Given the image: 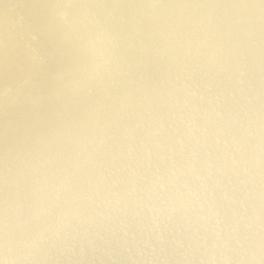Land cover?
Here are the masks:
<instances>
[{
	"label": "rangeland",
	"instance_id": "374dc122",
	"mask_svg": "<svg viewBox=\"0 0 264 264\" xmlns=\"http://www.w3.org/2000/svg\"><path fill=\"white\" fill-rule=\"evenodd\" d=\"M77 1L80 0H65L64 2L76 4ZM85 1H87L86 4ZM96 1L90 4V1L84 0L83 4L77 5L82 6L84 10L82 8L79 11L75 5L73 11L82 12L84 16L88 15V11L91 12L93 21L97 20L95 25L98 30H105L108 25L115 26L113 29H120V38L116 36L117 39L114 37L113 40V45L115 43L117 45L113 46L112 54L116 55L117 52V56L111 55L113 56L111 59L116 67L121 65L119 60H122L129 69V72L126 69L127 73L122 72L123 76L132 75V78L128 77L130 84L128 83L129 87H125V90L120 89L121 87L117 89L119 92L124 90L120 92V95L123 94L122 98L124 97V102H121L123 104L117 107L106 101L96 104L94 110L100 118L90 117L88 119L90 123L83 124L87 133L85 136L88 135V131L91 133L92 130L94 131L92 133L96 135L94 134L91 139L89 136L86 137L85 143L74 141L81 136L78 135L81 128H78L75 136H72L71 133L74 134V132L68 128L76 121V117L87 109L83 108L90 104L88 102L91 92L86 91L87 95L78 93L77 96L70 97L69 102L73 101L72 105L68 102V105L72 107L71 110L63 111L62 109V114L58 119L57 114L44 117L39 124L37 122L38 125L35 124L36 122H28L27 116L17 120L15 112L8 116V129L0 131V170L2 171H0V180L3 179L0 181V192L2 191L0 209L3 208V213L0 212L3 214V219L7 209L6 201L17 203L12 213V216H15V211L22 205L20 202L30 200L34 194L33 189L38 184V176L33 177L30 184L31 191L27 193L25 199L20 198L22 193L20 186H22L24 177H15L17 183L14 186L17 188L12 187L6 190V185L15 176L19 164L29 159V167L30 165L32 167H28V173L35 171L37 166H41V162L45 161L44 150L40 151V146L42 148L48 145L51 151L56 150L52 152L54 159L51 165H46L47 167L43 165V169L48 170L49 177L43 176L38 185L41 186L39 189L46 194V197L39 200L43 201H38L36 205L35 222L40 226L19 222L16 226L18 229L15 230L20 232L27 229L26 232H29L35 240L40 239L37 242L38 247L36 250L32 249L33 254L29 259L11 260L10 264H213L212 261L193 259L190 255L188 248L192 243L193 225L199 229L202 237L207 236L219 241H224L228 236L243 238L244 250L231 254L229 259L220 264H264V0H112L108 2L110 5L106 8L101 5L105 0ZM28 3L27 0H0L2 8H0V16L5 17L4 24L0 27V88L5 90L3 94L0 90V109L8 106L21 87L24 88L32 83V86L37 84L41 89V87L47 88L45 86L49 81L52 84L55 83V79L49 78V75L54 72L59 75L61 73L59 70H63L64 65L72 59L71 55L62 49L63 45L67 44L65 40H63L64 43L58 42L60 45L58 46L56 42L58 36L54 33L57 31L53 29L55 26L51 18L47 24L46 31H48L39 33L41 20L38 15L34 14L37 6H44L46 2L40 3V1L32 0V4ZM97 6L101 7L103 14L102 12L98 14V10H95ZM9 8L10 11L7 13ZM20 9L24 13L19 11ZM22 13L23 16H21ZM131 13L137 15H131ZM57 14L54 19L59 18ZM102 15H108L111 21L104 23L99 21ZM146 15L148 20H146ZM28 16L29 18H26ZM84 19L88 20L89 16ZM140 19L145 26L140 23ZM125 21L128 22L127 26H125L127 24ZM152 27H156V35L153 38L146 37L145 35L153 30ZM19 28L21 32L18 31ZM129 37L130 39L125 40ZM231 37L235 39L231 41ZM41 41L42 43H39ZM55 43L57 44L53 45ZM134 43L135 48L130 54L123 52L133 48ZM139 43L144 47L143 51ZM116 48H121V51ZM134 50H136V56ZM139 51L142 55L138 53ZM52 52L60 55L53 53V56H56L51 58ZM171 52H175L174 56ZM123 53L128 55H123ZM42 54L49 55L42 56ZM64 56L65 58L68 56L67 60ZM135 58L138 61H135ZM54 64L58 66H53ZM101 67L102 65H97V69H102ZM137 67H141V71ZM50 68H53V71ZM118 69L123 70L121 67ZM179 70H183V74L179 78H174V74ZM108 72V75L103 74L104 81L99 82L105 85V91L107 88H112L113 97L110 95L105 100L109 98L113 100L114 96L119 93L115 90L116 83L112 85L110 71ZM134 76L139 79L140 85ZM34 77L36 80L38 78L37 83ZM90 77L83 83H80L83 78L79 77V83L82 84L79 88L86 87V82L89 81L88 85L93 84V75ZM170 77L173 78L174 85L172 83L166 88L165 81ZM151 80L155 82L152 83ZM43 83L44 86H42ZM131 84L132 87L134 85L138 88L136 90L138 94L134 93L136 94L134 103L127 106L128 99L133 101L134 96L131 93ZM224 89L226 93L223 92ZM164 93L170 96V100H167L165 107H162L161 103L166 98L165 95L163 96ZM83 95L85 98H82ZM45 96L42 95L41 99L36 100L39 102L35 104V101L33 102L34 107L37 106L38 110L34 109L38 111L37 113L45 107L41 104ZM85 101H87L86 104ZM57 109L60 110L61 107ZM104 110L109 115L108 118L106 117L107 120L101 118V111L104 112ZM153 113H158L154 114L156 117L154 126L147 128L145 119ZM55 126L58 130L55 137L58 138H55L52 147L51 129ZM144 132L149 134L144 135ZM38 133L41 136L44 135L39 141L34 139ZM60 139L62 142L70 141L68 145L72 144V148L80 147L79 150L83 152H74L72 155L69 151H59L60 149L57 147L56 149L55 146L62 143ZM98 151L101 153L97 157L101 158V161L97 159L94 165L89 162V165H85L86 168L79 170L82 168L80 167L77 174L75 172V174H66L69 162L74 171L80 166L79 161L83 154L86 153L89 157L90 153H98ZM33 163L38 164L34 166ZM88 166L91 167L87 168ZM52 167L61 172L51 175L54 172ZM96 172L98 176L100 174L99 179L91 177V174L96 175ZM64 179L65 183H63ZM94 180L96 183L90 187ZM161 187H163L162 191ZM69 189L71 195H66L64 199L61 198L62 194ZM4 191L7 193L2 199L1 195ZM54 203L60 204L57 211L53 208ZM104 210H107V213ZM94 217L97 219L94 220ZM5 222L0 226L1 237H4ZM2 255L3 248L0 249V256Z\"/></svg>",
	"mask_w": 264,
	"mask_h": 264
},
{
	"label": "bare ground",
	"instance_id": "6f19581e",
	"mask_svg": "<svg viewBox=\"0 0 264 264\" xmlns=\"http://www.w3.org/2000/svg\"><path fill=\"white\" fill-rule=\"evenodd\" d=\"M3 1V0H2ZM34 1V0H33ZM37 1H40V3L41 2H46V4H44V6H40L39 5V7L37 6V10H35V14L34 15H38V18H39V20H41V23L39 24V26H40V32L39 33H44V32H47L46 31V29L48 28V22H49V20H50V18H51V22H53L52 24L55 26V28H53V29H55L57 32H54V33H57L56 35L58 36L57 38H56V42L58 43H60V42H63L64 43V41L63 40H65L66 42H67V44L65 45H63L64 47L62 48L63 50L65 49L68 53H69V55H71V57H72V59H71V62H67L68 64H66V65H64L65 66V68H62L63 70H59L60 68V66L58 67L59 69H57V70H59V71H61V73L58 75V74H55V72L54 73H51L49 76V78H51V79H55V83H51L50 81H49V85L47 84L45 87H47V88H43V87H41V89L39 88V86L37 85V84H35L34 86H32V83L31 84H28L27 86H25L24 88L23 87H21V89L20 90H18L17 91V93H16V95H15V98L8 104V106L6 105L5 107H3V109L1 110L0 109V116L1 117H3L2 119H1V117H0V122H2V123H0V131H4V130H6V128H7V126H8V120H9V117L8 116H10V114H14V112H15V117L17 118V120H21L24 116H27V118H26V120H28V122H36L35 124H37V122H38V124H39V122H41V120L42 119H44V117L46 118L47 116H49V115H53L54 116V114H57L58 116H57V119H58V117L62 114L61 112H62V109H63V111L64 110H71L72 109V107L71 106H69L68 105V102H69V98L70 97H72V96H77L76 94H80V93H82V94H86V91L87 92H91L90 94H89V99L87 98L88 96H86V98L89 100V102H88V106H86V107H84L83 109H85V108H87V109H85L84 110V112H83V114L81 113V115H78L77 117H76V121L74 122V123H72V124H70V128H68V129H71L72 131L71 132H74V134L73 133H71L72 134V136H75V133H78V132H76L77 130H78V128H81V129H79V133L80 134H78V135H81L79 138H77L76 140H74L73 138V140L76 142V141H78V142H86V137L88 138V136H89V138L91 139V137H94V134L95 133H92V132H94L93 130H92V132L91 133H89V131H88V135L87 136H85L87 133H86V128L85 127H83L84 125H85V123L86 122H89L88 121V119H90V117L92 118V117H95V116H97V118H98V115H97V113L95 112V106H96V104L97 103H99V104H101V103H103V102H109V104H111V105H115L116 107L119 105V104H123V103H121V102H124L123 101V98H122V96H123V94L122 95H120L127 87H129L128 86V83L130 82L129 81V79H128V77L127 76H123V74L124 73H122L123 71L124 72H126L127 73V71H126V69H128V68H126V66H125V64L123 63V61L122 60H119V59H117V60H119V64H121V65H119V66H117L118 68H123V70H120V69H118L115 65H114V61L111 59V58H113V56L115 55V53H114V55L112 54L113 53V51H114V49H113V46H115V44L113 45V40H114V37H116V36H121L120 35V29L119 30H117V29H113V28H115V26L114 27H112V26H109L108 24L109 23H106L108 26L107 27H105V30L104 29H100V30H98V29H96V25H95V22H97V20L94 22L93 21V19H92V15H91V12H89L88 11V15L87 16H84V15H82L80 12H74L73 10H74V6L76 5H78V4H83L82 2H84V0H80V1H77L76 2V4H70V3H67V2H64L65 0H60L59 2H57L56 0H37ZM90 1V2H89ZM95 1L96 0H88V2L90 3V4H92V3H95ZM155 1V0H154ZM173 1V0H172ZM27 2H29L30 4H32L31 2H32V0H27ZM63 2V3H62ZM86 2L87 1H85V4H86ZM108 2H112V0H105L104 1V4H101V5H104L105 6V8H106V6L107 5H110V3H108ZM115 2V1H114ZM139 2V1H138ZM198 2V1H197ZM28 3V4H29ZM144 3V2H143ZM186 3V2H185ZM35 4V3H34ZM39 4V3H38ZM96 4H97V1H96ZM100 4V3H99ZM141 4H142V2H141ZM160 4V3H159ZM212 4H216V3H212ZM98 5V4H97ZM101 5H99V6H101ZM127 5V4H126ZM166 5H167V2H166ZM174 5V4H173ZM198 5V4H197ZM48 6H50V7H48ZM99 6H97V8L95 7V10H98V14H101V12H102V14H103V10L101 9V7H99ZM129 6V5H128ZM157 6V5H156ZM78 7V6H77ZM81 7V8H80ZM80 7H78L79 8V11H80V9H82L83 7L82 6H80ZM89 7V6H88ZM110 7V6H109ZM1 8V7H0ZM102 8H104V7H102ZM104 8V9H105ZM111 8V7H110ZM149 8V7H148ZM180 8V7H179ZM217 8V7H216ZM2 9V8H1ZM30 9V8H29ZM50 9V10H49ZM86 9V8H85ZM90 9H91V7H90ZM112 9V8H111ZM110 9V10H111ZM162 9V8H161ZM5 10V9H4ZM7 10V9H6ZM23 10H26V9H23ZM83 10H84V8H83ZM82 10V11H83ZM121 10V9H120ZM129 10V9H128ZM138 10V9H137ZM155 10V9H154ZM160 10V9H159ZM3 11V10H2ZM8 11H10V8L7 10V13H8ZM19 11H21V12H23L21 9L19 10ZM86 11H87V9H86ZM109 11V10H108ZM169 11V10H168ZM213 11V10H212ZM33 12V11H32ZM119 12V11H118ZM216 12H217V10H216ZM11 13V12H10ZM24 13V12H23ZM23 13L21 14V16H23ZM29 13V12H28ZM59 14V18L57 19H54V16H55V14ZM61 13H64L65 15H60ZM84 13V12H83ZM86 13V12H85ZM145 13H146V11H145ZM148 13V12H147ZM154 13V12H153ZM208 13H209V11H208ZM13 14V13H12ZM30 14V13H29ZM28 14V15H29ZM57 14V15H58ZM106 14H108V12L106 13ZM112 14H113V11H112ZM134 15V14H136V13H131V15ZM142 14V13H141ZM166 14V13H165ZM6 15V14H5ZM15 15H17V14H15ZM109 15H110V13H109ZM116 15V14H115ZM137 15V14H136ZM10 16H11V14H10ZM33 16V15H32ZM31 16V17H32ZM89 16V19L88 20H86L85 21V19L84 18H86V17H88ZM98 16V15H97ZM112 16H114V15H112ZM147 16V15H146ZM159 16V15H158ZM171 16H173V15H171ZM177 16V15H176ZM183 16V15H182ZM17 17V16H16ZM36 17V16H35ZM111 17V16H110ZM115 17V16H114ZM119 17H120V15H119ZM124 17V16H123ZM126 17V16H125ZM178 17V16H177ZM23 18H25V17H23ZM26 18H29V16L28 17H26ZM91 18V19H90ZM145 18V17H144ZM160 18V17H159ZM164 18V17H163ZM170 18V17H169ZM185 18V17H184ZM193 18V17H192ZM12 19V18H11ZM10 19V20H11ZM98 19V18H97ZM112 19V18H111ZM128 20L130 19V18H127ZM132 19V18H131ZM134 19V18H133ZM142 19H143V17H142ZM149 18H148V16H147V18H146V20H148ZM9 20V21H10ZM16 20V19H15ZM15 20H13V21H15ZM18 20V19H17ZM28 20V19H27ZM30 20H32V19H30ZM95 20V19H94ZM99 21H101V22H109V21H111L110 19H109V17H108V15H102V17H100L99 19H98ZM113 20V19H112ZM117 20V19H116ZM121 20V19H120ZM125 20V19H124ZM141 20V19H140ZM4 21H5V17H3V16H0V27L1 26H3V24H4ZM20 21V20H19ZM18 21V23H20ZM29 21V20H28ZM36 21V20H35ZM34 21V22H35ZM38 21V20H37ZM72 21V22H71ZM133 21V20H132ZM136 21V20H135ZM143 21H145V20H143ZM22 22V21H21ZM24 22V21H23ZM50 22V23H51ZM74 22H76V23H74ZM117 22V21H116ZM127 24H126V23ZM124 23L126 24H122L123 26L125 25V26H127L128 25V22L127 21H125ZM140 22V21H139ZM164 22V21H163ZM11 23V22H10ZM39 23V22H38ZM49 23V24H50ZM99 23V22H98ZM111 23V22H110ZM115 23V22H114ZM129 23H131V22H129ZM142 25H144L143 23H142V20H141V22H140ZM139 23V25H141ZM160 23V22H159ZM181 23V22H180ZM13 24V23H12ZM22 24H24V23H22ZM26 24V23H25ZM117 24V23H116ZM119 24H120V22H119ZM138 24V23H137ZM147 24H148V22H147ZM147 24H146V27H147ZM158 24V23H157ZM7 25H8V23H7ZM16 25H17V22H16ZM27 25V24H26ZM25 25V26H26ZM29 25V24H28ZM94 26V27H91V26ZM98 25V24H97ZM111 25V24H110ZM121 25V24H120ZM133 26H134V24H132ZM161 25V24H160ZM14 26V25H13ZM23 26V25H22ZM31 26V25H30ZM51 26V25H50ZM117 26V25H116ZM145 26V25H144ZM163 26V25H162ZM19 27V26H18ZM20 27H21V25H20ZM99 27H100V25H99ZM98 27V28H99ZM102 27V26H101ZM150 28H151V25L149 26ZM4 28V27H3ZM23 28H25V27H23ZM31 28V27H30ZM103 28V27H102ZM122 28V27H121ZM127 28V27H126ZM131 28V27H130ZM135 28H137V27H135ZM134 28V29H135ZM139 28V27H138ZM153 28V27H152ZM156 28V27H155ZM155 28H153V30L151 31V32H148L147 33V35H145L146 37L147 36H149V38H153L155 35H156V32H155ZM13 29V28H12ZM15 29V28H14ZM124 29V28H123ZM140 29V28H139ZM143 29H144V27H143ZM17 30V29H16ZM15 30V31H16ZM20 30V28L18 29V31ZM23 31V33H24V29H22ZM27 30V29H26ZM29 30V29H28ZM177 30V29H176ZM2 31V30H1ZM14 31V32H15ZM122 31V30H121ZM135 31V30H134ZM192 31V30H191ZM8 32H10V31H8ZM19 32H21V31H19ZM117 33L116 35H115V33ZM124 32H125V29H124ZM130 32V31H129ZM139 33L141 32V31H138ZM27 33V32H26ZM48 33H50V32H48ZM53 33V34H54ZM103 34L104 36H108V37H110L111 38V43L106 47V48H101L100 46H99V44L97 43V36L99 35V34ZM135 33V32H134ZM146 33V32H145ZM144 33V34H145ZM31 34V33H30ZM236 34V33H235ZM22 35H24V34H22ZM27 35V34H26ZM25 35V36H26ZM31 35H34V34H31ZM38 35H40V34H38ZM48 34H46V36H47ZM129 35V34H128ZM131 35H133V34H131ZM136 35H139L138 33H136ZM44 36V35H43ZM130 36V35H129ZM176 36V35H175ZM28 37V36H27ZM36 37V36H35ZM54 37H51V38H54ZM126 37H127V35H126ZM137 37V36H136ZM193 37V36H192ZM5 38V37H4ZM34 38V37H33ZM37 38V37H36ZM36 38H34V39H36ZM43 38V37H42ZM47 37H45V39H46ZM49 38V37H48ZM77 38V39H76ZM120 38V37H119ZM124 38V37H123ZM132 38V37H131ZM138 38H140V37H138ZM137 38V39H138ZM232 38V37H231ZM234 39H235V37H233ZM233 38H232V40L231 41H233ZM116 39H117V37H116ZM121 39H122V37H121ZM128 39H130V37L129 38H126L125 40H128ZM141 39H142V37H141ZM144 39V38H143ZM228 39V38H227ZM22 40V39H21ZM29 40H30V38H29ZM36 40H38V39H36ZM49 40V39H48ZM54 40V39H53ZM52 40V41H53ZM140 40V39H139ZM149 40H151V39H149ZM148 40V41H149ZM31 41V40H30ZM30 41H28V42H30ZM46 41V40H45ZM50 41H51V39H50ZM55 41V40H54ZM54 41L52 42V43H54ZM118 41H119V39H118ZM133 41V40H132ZM146 41V40H145ZM152 41H153V39H152ZM38 42V41H37ZM48 42V41H47ZM65 42V43H66ZM117 42V41H116ZM124 42V41H123ZM135 42V41H134ZM141 42V41H140ZM230 42V41H229ZM35 43V42H34ZM34 43H32V44H34ZM39 43H42V41L41 42H39ZM38 43V44H39ZM50 43V42H49ZM57 43H55V44H53V45H56ZM59 43H58V46H60L59 45ZM126 43V42H125ZM142 43V42H141ZM149 43H151V42H149ZM1 44V43H0ZM46 44V43H45ZM120 44H122V43H120ZM129 44V43H128ZM133 44V43H132ZM147 44V43H146ZM231 44H233V42L231 43ZM28 45H29V43H28ZM36 46H37V44H35ZM52 45V46H53ZM117 45V44H116ZM137 45V44H136ZM139 45H141L140 46V48L142 47V44H140L139 43ZM145 45V44H144ZM1 46V45H0ZM33 46V45H32ZM48 46V45H47ZM123 46V45H122ZM147 46V45H146ZM233 45H231V47H232ZM7 47V46H6ZM31 47V46H30ZM29 47V48H30ZM37 47H40V45L39 46H37ZM36 47V48H37ZM57 47V46H56ZM62 47V46H61ZM127 47V46H126ZM132 47V46H131ZM53 48L55 49V47L53 46ZM128 48V47H127ZM127 48H125V49H127ZM135 48V43H134V47L133 48H131V49H129V50H124L123 52H126V53H128V54H130L131 52H132V49H134ZM137 48H138V46H137ZM136 48V49H137ZM140 48H138V49H140ZM143 48L144 47H142L141 48V50L143 51ZM186 48V47H185ZM227 48H229L228 46H227ZM31 49V48H30ZM45 49V48H44ZM57 49V48H56ZM58 49H60V48H58ZM116 49H118V48H116ZM121 49V48H120ZM120 49H118V50H120ZM157 49V48H156ZM225 49H226V47H225ZM234 49V48H233ZM43 50V49H42ZM117 50V51H118ZM54 51H56V50H54ZM62 51V50H61ZM121 51V50H120ZM135 51V56H136V50H134ZM141 51V52H142ZM174 51H175V49H174ZM224 51H226V50H224ZM231 51V50H230ZM44 52H45V50H44ZM44 52H42V53H44ZM47 52V51H46ZM59 51H57V53H58ZM176 52V51H175ZM175 52H171V53H173V55L172 56H174V53ZM233 52V51H232ZM53 53L54 52H52L51 53V55H52V57L51 58H53L54 56H56V55H60V54H57V53H54V54H56V55H54L53 56ZM63 53H64V51H63ZM118 53H119V51H118ZM138 53H140V51L138 52ZM184 53V52H183ZM226 53V52H225ZM67 54V53H66ZM119 54H121L122 55V53H119ZM127 54V55H128ZM141 54V53H140ZM233 54V53H232ZM47 55H49V54H46V55H43L42 54V56H47ZM64 55V54H63ZM68 55V54H67ZM111 55H113L112 57H111ZM123 55H126V54H124L123 53ZM126 55V56H127ZM132 55H134V54H132ZM142 55V54H141ZM171 55H168V56H171ZM177 55V54H176ZM42 56H40V57H42ZM115 56H117V52H116V55ZM134 56V57H135ZM138 56V55H137ZM151 56V55H150ZM181 56V55H180ZM59 57V56H58ZM68 57V56H67ZM66 57V58H67ZM70 57V58H71ZM118 57H120V56H118ZM124 57V56H123ZM133 57V56H132ZM132 57L130 58L131 59V62H132V64H133V61H132ZM149 57V56H148ZM46 58V57H45ZM56 58V57H55ZM64 58H65V56H64ZM65 58V59H66ZM136 58H138V57H136ZM135 58V61L137 60ZM189 58V57H188ZM193 58V57H192ZM108 59H110V60H108ZM127 58H125V60H126ZM129 59V58H128ZM191 59V58H190ZM39 60V59H38ZM41 60V59H40ZM52 60V59H51ZM55 60V59H54ZM63 60V59H62ZM67 60V59H66ZM112 60V61H111ZM124 60V59H123ZM164 60H166V59H164ZM47 61V60H46ZM109 61H111V62H109ZM130 61V60H129ZM138 61V60H137ZM168 61H169V59H168ZM188 61V60H187ZM190 61V60H189ZM38 62V61H37ZM41 62V61H40ZM235 62V61H234ZM233 62V63H234ZM53 63H55V61H53ZM52 63V64H53ZM57 63H58V61H57ZM65 63H66V61H65ZM64 63V64H65ZM139 63H141V62H139ZM160 63V62H159ZM187 63V62H186ZM203 63V62H202ZM201 63V64H202ZM233 63H232V65H233ZM40 64V63H39ZM100 64V66L102 65V69H97V65H99ZM128 64V63H127ZM132 64H131V66H132ZM138 64V62H136V65ZM204 64V63H203ZM37 65H38V63H37ZM45 65H46V63H45ZM56 64H54L53 66H55ZM129 66H130V64H128ZM185 65V64H184ZM230 65V64H229ZM56 66H58V64L56 65ZM63 66V65H62ZM63 66V67H64ZM133 66H135V65H133ZM138 66H139V64H138ZM37 67V66H36ZM43 67V66H42ZM52 67V66H51ZM159 67V66H158ZM230 67V66H229ZM28 68V67H27ZM26 68V69H27ZM38 68V67H37ZM137 68H140V71H141V67H137ZM154 68V67H153ZM156 69H157V67H155ZM183 68V67H182ZM184 68H186V67H184ZM231 68V67H230ZM229 68V69H230ZM51 69V68H50ZM53 69V68H52ZM51 69V70H52ZM150 69V68H149ZM232 69V68H231ZM55 70V69H54ZM67 70H69V71H67ZM130 70H132V69H130ZM23 71H25L24 69H23ZM22 71V72H23ZM38 71V70H37ZM39 71H41L40 69H39ZM53 71V70H52ZM100 71H102V72H100ZM108 71H110V74H109V76H110V78H111V83H112V85L114 84V83H116V89L115 90H117L118 89V87L120 88V89H124L125 87V89L120 93L119 92V90H117V92L119 93V94H117L116 96H114L115 98H113V100L111 99L110 100V98L109 99H107V100H105V98H107V97H109L111 94H113V92H112V88H107L106 89V91L104 90V87H105V85L103 84V83H100L99 81L100 80H103L104 81V77H103V74H107L108 75ZM136 71H137V73H138V70L136 69ZM135 71V72H136ZM48 72V71H47ZM100 72V73H99ZM108 72V73H107ZM128 72H129V69H128ZM132 72H133V70H132ZM131 72V73H132ZM144 72V71H143ZM163 72V71H162ZM232 72V71H231ZM230 72V73H231ZM18 73V72H17ZM16 73V74H17ZM39 73V72H38ZM46 73V72H45ZM44 73V74H45ZM50 73V72H49ZM121 73H122V75H121ZM131 73H130V75H131ZM137 73H136V75H137ZM140 73V72H139ZM164 73V72H163ZM35 74V73H34ZM34 74H33V76H34ZM41 74V73H40ZM145 74V73H144ZM162 74V73H161ZM183 74V70H179V71H176V74H174V78H179V77H181V75ZM18 75H21L20 73H18ZM18 75H16L17 77H18ZM31 75V74H30ZM37 75V74H36ZM46 75V74H45ZM48 75V74H47ZM90 75L92 76L93 75V84H91V85H88V84H90V81L89 82H86L87 83V85H86V83H85V85H86V87L85 86H83L82 88H79V87H81V85H80V83H83V81L84 80H86L87 78H89L90 77ZM98 75H99V77H98ZM127 75V74H126ZM150 75H152L151 73H150ZM163 75V74H162ZM1 76V75H0ZM108 76V77H109ZM132 76V75H131ZM129 77V78H132V77ZM141 76H144V75H142L141 74ZM140 76V77H141ZM146 76V75H145ZM173 76V75H172ZM234 76V75H233ZM38 77V76H37ZM47 77V76H46ZM79 77H81V78H83V80H82V82H80L79 80ZM135 77V76H134ZM133 77V78H134ZM139 77V76H138ZM151 77V76H150ZM231 77V76H230ZM35 78V77H34ZM40 78V77H39ZM43 78V77H42ZM42 78H41V80H42ZM48 78V80H51V79H49ZM91 78V77H90ZM105 78H106V76H105ZM109 78V79H110ZM142 78V77H141ZM144 78V77H143ZM146 78V77H145ZM153 78V77H152ZM159 78V77H158ZM171 78V79H170ZM170 78H166L167 80L165 81V83L166 84H164L165 85V87L166 86H170V84H172L174 81H173V78L172 77H170ZM224 78V77H223ZM45 79V78H44ZM47 79V78H46ZM91 79V80H92ZM134 79H138L137 77H135ZM21 80V79H20ZM37 80H38V78H37ZM36 80V78H35V82L37 81ZM47 80V81H48ZM106 80H107V78H106ZM130 80H133V79H130ZM159 80V79H158ZM28 81V80H27ZM39 81V80H38ZM42 81H44V80H42ZM87 81V80H86ZM109 81V80H108ZM138 81H139V79H138ZM137 81V82H138ZM143 81V80H142ZM224 81V80H223ZM80 82V83H79ZM135 82V81H134ZM151 82H152V80H151ZM155 82V81H154ZM154 82H152V83H154ZM25 83V82H24ZM28 83H29V81H28ZM37 83V82H36ZM40 83V82H39ZM45 83H47V82H45ZM136 83V82H135ZM151 83V84H152ZM176 83V82H175ZM130 84V83H129ZM132 84H134V83H132ZM132 84H131V87H132ZM139 85H140V81H139V83H138ZM155 84H157V82L155 83ZM24 85H26V84H24ZM84 85V84H83ZM121 85V86H120ZM163 85V84H162ZM173 85H174V83H173ZM41 86V85H40ZM42 86H44V83H43V85ZM111 86V85H110ZM180 86V85H179ZM228 86V85H227ZM226 86V87H227ZM130 87V88H131ZM165 87H163V88H165ZM229 87V86H228ZM232 87V86H231ZM42 88H43V90H42ZM106 88V87H105ZM155 88H157V87H155ZM167 88V87H166ZM165 88V89H166ZM81 89H83V90H81ZM138 88L136 87V86H134L133 85V87L131 88V93L134 95L133 97H132V99H133V101H131L130 99H128L129 101H127L128 103H127V106H129L130 104H132V103H134V101H135V99H134V97L136 96V94H134L135 92H136V90H137ZM142 89V88H141ZM170 89V88H169ZM169 89H167V90H169ZM0 90H1V88H0ZM157 90V89H156ZM163 90V89H162ZM166 90V91H167ZM171 90V89H170ZM200 90V89H199ZM2 91V93L1 94H3V92L5 91H3V90H1ZM0 91V92H1ZM163 91H165V90H163ZM206 91V90H205ZM220 91V90H219ZM103 92H106L107 93V95H106V93L104 94ZM147 92V91H146ZM177 92V91H176ZM223 92H225V89H224V91ZM137 93V92H136ZM170 93V92H169ZM179 93V92H178ZM215 93V92H214ZM226 93V92H225ZM1 94H0V96H1ZM115 94V93H114ZM127 94V93H126ZM138 94V93H137ZM175 94H177V93H175ZM224 94V93H223ZM42 96V95H46L47 96V98H46V96L43 98V100L41 101V104H43L45 107H44V109H42V111L40 112V113H37L36 111H34V109H37V106H35L34 107V104L36 103V102H39V101H36V100H38V99H41V97L40 96ZM87 95V94H86ZM166 96V98H164V102L163 103H161V105H162V107L165 105V103H166V101L167 100H170L169 98H170V96H168L167 95V93H164L163 94V96ZM170 95V94H169ZM81 96V95H80ZM112 97H113V95H111ZM180 96H182V95H180ZM78 98V97H77ZM82 98H85L84 97V95L82 96ZM76 99V98H75ZM87 99H83V100H87ZM120 99H122V100H120ZM142 99V98H141ZM157 99V98H156ZM178 99H179V97H178ZM181 99V98H180ZM184 98H182V100H183ZM188 99V98H187ZM190 99V98H189ZM73 100V99H72ZM71 100V101H72ZM82 100V101H83ZM35 101V102H34ZM131 101V102H130ZM179 101V100H178ZM184 101V100H183ZM185 101H187V100H185ZM191 101H192V99H191ZM195 101H197V100H195ZM33 102H34V104H33ZM73 102V101H72ZM71 102V103H72ZM75 102V101H74ZM78 102V101H77ZM86 102L87 101H85V104H86ZM168 102V101H167ZM70 103V102H69ZM70 103V104H71ZM80 103V102H79ZM78 103V104H79ZM83 103H84V101H83ZM83 103H80V104H83ZM136 103H138V102H136ZM151 103V102H150ZM184 103V102H183ZM191 103V102H190ZM198 103V102H197ZM75 104H77V103H75ZM74 104V105H75ZM77 104V105H78ZM105 104H107L108 105V103H105ZM180 104V103H179ZM192 104V103H191ZM72 105V104H71ZM125 105V104H124ZM147 105V104H146ZM153 105V104H152ZM186 105V104H185ZM80 106V105H79ZM78 106V107H79ZM85 106V105H84ZM126 106V105H125ZM147 106H149V105H147ZM155 106V105H154ZM153 106V107H154ZM40 107V106H39ZM57 107H61V109L59 110V109H57ZM76 107V106H75ZM80 107H82V105L80 106ZM161 107V108H162ZM165 107V106H164ZM31 108V109H30ZM41 108H43V107H41ZM108 108V107H107ZM106 108V109H107ZM114 108V107H113ZM149 108V107H148ZM160 108V107H159ZM56 109V110H55ZM75 109V108H74ZM81 110V108H78V110ZM223 109V108H222ZM38 110V109H37ZM41 110V109H40ZM75 110H77V109H75ZM102 110H103V108H102ZM122 110V109H121ZM157 110V109H156ZM2 111V112H1ZM55 111V112H54ZM57 111V112H56ZM73 111V110H72ZM13 112V113H12ZM120 112V111H119ZM129 112H131V111H129ZM143 113V112H142ZM72 114V113H71ZM80 114V113H79ZM154 114H158V113H153V114H151L150 116H148L147 117V119H145L146 121H147V123L145 124V127H147V128H149V127H153L154 126V123H155V120H156V117H155V115ZM162 114H164V113H162ZM166 114V113H165ZM101 118L103 119L104 118V120H107V118H108V113L106 114L105 113V110H104V112L103 111H101ZM111 115V114H110ZM160 115H161V113H160ZM69 116V115H68ZM162 116V115H161ZM11 117H12V115H11ZM14 117V116H13ZM107 117V118H106ZM116 117V116H115ZM25 118V117H24ZM61 118V117H60ZM99 118H100V116H99ZM98 118V119H99ZM106 118V119H105ZM141 118V117H140ZM139 118V119H140ZM11 119V118H10ZM94 119H96V118H94ZM93 119V120H94ZM118 119V118H117ZM142 119H144L143 117H142ZM3 120V121H2ZM49 120V119H48ZM67 120V119H66ZM65 120V121H66ZM104 120L102 121V122H104ZM114 120V119H113ZM112 120V121H113ZM25 121V120H24ZM46 121V120H45ZM53 121H54V119H53ZM144 121V120H143ZM21 122V121H20ZM99 122V121H98ZM141 122H142V120H141ZM48 123V122H47ZM54 123V122H53ZM56 123V122H55ZM90 123V122H89ZM118 123V122H117ZM30 124V123H29ZM37 124V125H38ZM44 124V123H43ZM66 124V123H65ZM65 124H64V126H65ZM67 124H69V122L67 123ZM84 124V125H83ZM87 124V123H86ZM26 125H28V124H26ZM50 125V124H49ZM82 125V126H81ZM111 125V124H110ZM118 125V124H117ZM51 126V125H50ZM63 126V127H64ZM69 126V125H68ZM122 126V125H121ZM44 127H45V125H44ZM67 127V126H66ZM65 127V128H66ZM98 127V126H97ZM115 127V126H114ZM21 128V127H20ZM51 128V127H50ZM56 128V126L55 127H53L52 129H51V134H52V141H51V146L53 145V142H54V140H55V136L58 134L57 132H58V130H56L55 129ZM85 128V129H84ZM120 128V127H119ZM8 129V128H7ZM19 129V128H18ZM25 129V128H24ZM28 129V128H27ZM97 129V128H96ZM21 130V129H20ZM30 130V129H29ZM43 130V129H42ZM62 130V129H61ZM89 130V129H88ZM103 130V129H102ZM9 131V130H8ZM11 131V130H10ZM17 131V130H16ZM23 131V130H22ZM33 131V130H32ZM38 131V130H37ZM48 131V130H47ZM63 132H64V130H62ZM67 131V130H66ZM69 131V130H68ZM98 131V130H97ZM96 131V132H97ZM20 132V131H19ZM23 132H25V131H23ZM42 132H45V131H42ZM41 132V133H42ZM62 132V133H63ZM22 133V132H21ZM21 133H20V135H21ZM28 133V132H27ZM31 134L33 133V132H30ZM65 133V132H64ZM86 133V134H85ZM113 133V132H112ZM10 134V133H9ZM34 134V133H33ZM32 134V135H33ZM39 134V133H38ZM37 134V136H36V138H34V139H36L37 141H39V140H41L42 139V136H44V135H38ZM49 134V133H48ZM83 134V135H82ZM102 134V133H101ZM100 134V135H101ZM116 134V133H115ZM144 135H148L149 133H147V132H144L143 133ZM60 135H62V134H60ZM59 135V136H60ZM70 135V134H69ZM96 135V134H95ZM99 135V134H98ZM102 135H104V134H102ZM108 135V134H107ZM19 136V135H18ZM68 136V135H67ZM71 136V137H72ZM77 136V135H76ZM106 136V135H105ZM28 137V136H27ZM30 137V136H29ZM28 137V138H29ZM48 137V136H47ZM46 137V138H47ZM65 137H66V135H65ZM78 137V136H77ZM104 137V136H103ZM109 137H110V135H109ZM114 137V136H113ZM45 138V139H46ZM58 138V137H57ZM56 138V139H57ZM64 138V137H63ZM67 138V137H66ZM66 138H65V140H66ZM96 138V137H95ZM7 139V138H6ZM24 139V138H23ZM25 139H26V137H25ZM33 139V140H34ZM50 139V138H49ZM93 139V138H92ZM108 139V138H107ZM4 141L3 142H5V139H3ZM10 140V139H9ZM61 140V139H60ZM44 141V140H43ZM42 141V142H43ZM59 142V140H56V142ZM108 141V140H107ZM18 142V141H17ZM50 142V141H49ZM56 142H55V144H56ZM61 142H62V140H61ZM88 142V141H87ZM133 142V141H132ZM9 143V142H8ZM38 143V142H37ZM36 143V144H37ZM44 143V142H43ZM70 143V141H68V142H62V143H59L57 146H55V148L57 147V148H59L60 150L59 151H69V153H74V152H80V151H82V150H79V148L80 147H76V148H72L71 147V145L72 144H70V145H68ZM4 144V143H3ZM6 144V143H5ZM16 144V143H15ZM20 144V143H19ZM48 144V143H47ZM47 144H44V145H47ZM50 144V143H49ZM107 144V143H106ZM22 145V144H21ZM33 145H34V143H33ZM43 145V144H42ZM31 146V145H30ZM91 146H93V145H91ZM94 146H96V145H94ZM8 147V146H7ZM26 147V146H25ZM37 147V146H36ZM53 147V146H52ZM14 148V147H13ZM35 148V147H34ZM56 148V149H57ZM117 148V147H116ZM2 149V148H1ZM25 149H27V147L25 148ZM39 149H41L40 151H43L44 152V154H43V157L45 158L44 160V162L42 161L41 163H42V165L40 166H37V169H36V167H35V169H33V170H35V171H30L29 173H28V167H29V164H30V162H29V159H25L24 161H22L20 164H19V167H18V169H17V172L15 173V176L14 177H12L13 179L10 181V182H8L7 183V185H6V190L8 189V190H10V188H12V187H14V188H17V187H15L16 186V183H17V181H15V177H24L25 179H24V181L22 182V186H20L21 187V196H20V198H24L26 195H27V193H29L31 190H30V184H31V180H33V177H35V176H38V184H36V186L34 187V194H32V196H31V198H30V200H22V202H20V204H22L21 205V207L20 208H18L16 211H15V216H12V213L14 212V208H15V205L17 204V203H9V201L7 200L6 201V205H7V209H6V214L4 215V219H3V208L2 209H0V211L2 212H0V215H1V217H0V226H2L3 225V222H5L6 220H8V222L11 224V226L13 227V229L14 230H17L18 228L16 227V226H18L17 224L20 222L21 224H24V223H27V225H33V224H37V225H39L37 222H35L36 221V213H37V211H36V205H37V202L40 200V199H42V198H44V196L46 195L45 193H44V191L43 190H41V189H39L41 186H38L39 185V182L41 181V178L43 177V176H47V177H49V173L47 172L48 170H45V169H43L44 168V166L43 165H45V167H47L49 164L51 165V163L53 162V159H54V154L52 153L53 151H51L52 149H50V146H48L47 145V147H42L41 148V146H40V148ZM43 149V150H42ZM73 150H75V151H73ZM77 150V151H76ZM14 151H15V148H14ZM19 151H20V149H19ZM39 151V152H40ZM56 151V150H55ZM58 151V150H57ZM12 152V151H11ZM17 152V151H16ZM22 152H26V151H22ZM30 152V151H29ZM34 152H36V153H38V151H34ZM83 152V151H82ZM61 153V152H60ZM99 153H101V152H99L98 151V153H90L91 154V156H87V154L85 153V154H83V156L81 157V159H80V161H79V164H80V166L79 167H77V168H75L74 169V171H72L73 170V167H71L72 166V164L69 162V165L67 166L68 167V169H67V171H68V173H66V174H77V172H78V169L80 168V167H82L81 169H79V170H82L83 168H86V166L85 165H87L89 162H90V164L91 165H94V163L97 161V159L98 160H100L101 161V158H99V157H97V156H99ZM27 154V153H26ZM1 155V154H0ZM34 156L33 157H35V154H33ZM38 155V154H37ZM55 155H56V153H55ZM58 155V154H57ZM73 155V154H72ZM11 156H12V154H11ZM10 156V157H11ZM24 156V155H23ZM64 156V155H63ZM21 157H22V155H21ZM43 157H42V159H43ZM57 157V156H56ZM65 157V156H64ZM70 157V156H69ZM6 158H7V156H6ZM5 158V159H6ZM30 158V157H29ZM36 158V157H35ZM34 158V159H35ZM40 158V157H39ZM71 158V157H70ZM123 158V157H122ZM31 159V158H30ZM34 159H33V161H34ZM56 159V158H55ZM14 160V159H13ZM22 160V159H21ZM36 160V159H35ZM57 160V159H56ZM55 160V161H56ZM59 160V159H58ZM63 160V159H62ZM67 160H69V159H67ZM66 160V161H67ZM88 160V161H87ZM6 161V160H5ZM4 161V162H5ZM19 161V160H18ZM31 161V160H30ZM38 161V160H37ZM40 161V160H39ZM65 161V160H64ZM70 161H71V159H70ZM107 161V158L105 159V162ZM6 163V162H5ZM35 163V162H34ZM34 163H33V165H34ZM56 163V162H55ZM99 163V162H98ZM10 164V163H9ZM32 164V163H31ZM38 164V163H37ZM36 164V165H37ZM61 163H59V165H60ZM17 165V164H16ZM36 165H34V166H36ZM47 165V166H46ZM89 165V164H88ZM9 166V165H8ZM11 166V165H10ZM18 166V165H17ZM54 166V165H53ZM99 166V165H98ZM103 166V165H102ZM105 166V165H104ZM3 167V166H2ZM12 167V166H11ZM15 167V166H14ZM13 167V168H14ZM30 167H32L31 165H30ZM29 167V168H30ZM50 167V166H49ZM63 167V166H62ZM91 166H88L87 168H90ZM51 168V167H50ZM52 168H54V167H52ZM58 168V167H57ZM97 168H99V167H97ZM63 169H65V168H63ZM100 169H102V168H100ZM42 170H44V171H42ZM99 170V169H98ZM1 171V170H0ZM7 171V170H6ZM52 171V170H51ZM53 173H51V175H56L57 173H60L61 171H57V170H55V168L53 169ZM64 172H66V170H63ZM2 172V171H1ZM75 172V173H74ZM5 173V172H4ZM66 174H64L66 177H67V175ZM3 176V175H2ZM1 176V177H2ZM99 176H100V174H99ZM98 172H96V175H93V174H91V177H93L94 179H99L98 177ZM53 177H55V176H53ZM109 177V176H108ZM3 180V179H2ZM2 180H0V181H2ZM10 180V179H9ZM6 181V180H5ZM66 182V180L64 179L63 180V183H65ZM69 182V181H68ZM67 182V183H68ZM93 183H96L95 182V180H94V182H92V184L90 185V187L93 185ZM15 185V186H14ZM19 185V184H18ZM21 185V184H20ZM96 185V184H95ZM49 186H51L50 185V183H49ZM72 186V185H71ZM5 187V186H4ZM90 187L88 188V189H90ZM13 188V190H15ZM57 188V187H56ZM67 188V187H66ZM59 189V188H58ZM1 190V189H0ZM63 190V189H62ZM11 191H12V189H11ZM11 191H10V193H11ZM2 192V191H1ZM0 192V193H1ZM74 192V191H73ZM7 193V191H4L3 193H2V195H1V197H2V199H3V197H4V195ZM13 194V193H12ZM12 194H10V195H12ZM48 194V193H47ZM14 195V194H13ZM66 195H71V192H70V189L69 190H66L63 194H62V196H61V198H65V196ZM6 196V195H5ZM8 197V196H7ZM12 197V196H11ZM46 197V196H45ZM1 199V200H2ZM5 199H7V198H5ZM25 199V198H24ZM62 199V200H63ZM10 200H11V198H10ZM14 200V199H13ZM21 201V200H20ZM43 201V200H42ZM42 201H39V202H42ZM11 202V201H10ZM87 203V202H86ZM4 204V203H3ZM59 205L60 204H56V203H54V209L57 211L58 210V208H59ZM170 205V204H169ZM4 208H5V206H4ZM167 208V207H166ZM62 210V209H61ZM108 210V209H107ZM106 210V211H107ZM151 210V209H150ZM54 211V210H53ZM83 211V210H82ZM88 211V210H87ZM105 211V210H104ZM105 211V213H107ZM76 212V211H75ZM99 212V211H98ZM161 212V211H160ZM69 213L71 214V215H73L72 213H71V211H69ZM154 213V212H153ZM58 214V213H57ZM116 214V213H115ZM65 216H66V214H65ZM181 218V217H180ZM3 219V220H2ZM56 219V218H55ZM60 219V218H59ZM95 219H97L96 217H94V220ZM99 219H100V217H99ZM2 220V221H1ZM5 220V221H4ZM38 221V220H37ZM146 221V220H145ZM165 221V220H164ZM40 222V221H39ZM148 222V221H147ZM41 223V222H40ZM61 224V223H60ZM105 225V224H104ZM40 226V225H39ZM55 227V226H54ZM88 227V226H87ZM146 227H147V225H146ZM179 227V226H178ZM2 228V227H1ZM4 229V228H3ZM27 230V229H26ZM25 230V231H26ZM55 230V229H54ZM190 230V229H189ZM176 231V230H175ZM177 232V231H176ZM3 238L4 237H1L0 236V249L1 248H3ZM40 240V239H39ZM39 240H37L36 239V241L37 242H39ZM96 240V239H95ZM94 240V241H95ZM97 248V247H96ZM34 250H36V247H34ZM116 250V249H115ZM33 252V251H32ZM121 254H122V252H120ZM118 254V253H117ZM248 259V258H247ZM62 260V259H61ZM88 262V261H87ZM101 264V263H100ZM181 264V263H180Z\"/></svg>",
	"mask_w": 264,
	"mask_h": 264
},
{
	"label": "clouds",
	"instance_id": "9594fccd",
	"mask_svg": "<svg viewBox=\"0 0 264 264\" xmlns=\"http://www.w3.org/2000/svg\"><path fill=\"white\" fill-rule=\"evenodd\" d=\"M60 15L65 14L61 13ZM97 43L101 48H106L111 43V38L101 33L97 36ZM162 190L163 187H161ZM192 228V243H190L188 251L193 259L220 264V262L229 259L231 254L244 250L242 237L228 236L224 241H219L218 239H210L207 236L202 237L195 225ZM34 247H38V244L29 232H17L9 222H5L3 255L0 256V264H10L11 260L29 259L33 254L32 249Z\"/></svg>",
	"mask_w": 264,
	"mask_h": 264
}]
</instances>
